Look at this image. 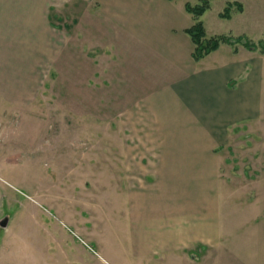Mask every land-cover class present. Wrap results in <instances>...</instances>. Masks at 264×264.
Instances as JSON below:
<instances>
[{"label":"rangeland","instance_id":"rangeland-1","mask_svg":"<svg viewBox=\"0 0 264 264\" xmlns=\"http://www.w3.org/2000/svg\"><path fill=\"white\" fill-rule=\"evenodd\" d=\"M187 1L201 0L175 3L184 6ZM228 1L235 0H209L203 18L207 32L242 35L255 44L263 41L264 0H238L246 9L231 21L218 16ZM61 17L56 26L71 30V45L65 54L63 46L58 47L60 56L38 98L18 103V108L2 103L9 115L0 117V219H10L6 227L0 226V264H169L163 256L143 260L135 253L133 227L138 221L132 213L133 197L127 194L132 195L145 176L151 180L154 167L140 163L147 160L142 151L127 148L128 141L140 137L128 135L126 123H117L113 115L125 109L123 98L146 95L143 90H151L156 82H169L170 72L162 65L158 71L148 69L146 76L142 69H135L136 76L133 69L129 74L126 33L104 13L97 38L82 39L86 47L102 46V86L81 85V78L94 76V64L87 58L93 54L81 52L85 49L76 37L78 18ZM86 23L95 33L93 23ZM112 61L121 77L116 86L109 79ZM137 76L146 81V88L135 84ZM262 90L258 115L249 99L245 118H231L224 110L216 117L229 133L215 151L219 163L214 205L220 231L213 244L186 248L201 259L210 255V261L198 264H264V75ZM98 97L101 101L95 100ZM198 168L202 175L201 163ZM206 178L195 184L205 185ZM201 197L194 204L199 225L208 218Z\"/></svg>","mask_w":264,"mask_h":264},{"label":"crops","instance_id":"crops-1","mask_svg":"<svg viewBox=\"0 0 264 264\" xmlns=\"http://www.w3.org/2000/svg\"><path fill=\"white\" fill-rule=\"evenodd\" d=\"M185 3L182 6L176 5L175 0H0V105L3 107L0 117L9 115V109L2 103L18 108V103L36 100L46 84L48 71L60 56L58 47L63 46L64 54L70 47L71 30H62L55 23L61 16L78 18L76 37L82 43L81 49H85L81 52L93 54L87 58L94 64V76L81 78L84 80L81 85L102 86V46L86 47L82 39L97 38L104 13L117 30L121 28L126 33L129 74L133 69L136 76L135 69H142L146 76L148 69L158 71L162 65L170 72L169 82L158 81L154 86L164 85V89L152 90V87V91L143 90L146 95L123 98L125 109H118L113 115L117 123H126L124 131L128 135L140 137L128 141L127 148L142 151L147 160L142 163L141 159L140 163L154 167L151 180L145 176L144 183L137 185L132 195L127 194L133 197L132 213L138 221L133 227L135 253L143 260L163 256L169 264L210 261L208 254L202 256L206 259H201L200 255L185 250L198 244H213L216 230L220 231L214 205L219 163L215 151L229 133L226 123L216 119L223 110L231 118H245L249 99L256 110L264 75V53L242 44L236 47L222 43L200 60H194V44L185 32L194 19L186 11ZM241 4L242 11L221 19L231 21L234 15L243 14L246 5ZM208 10L200 17L203 25ZM86 18L93 23L95 33L92 28L87 29ZM204 29L207 37L216 35L208 33L205 25ZM109 70L110 83L116 86L121 77L113 61ZM136 80L135 84L148 86L140 76ZM95 100L101 101L99 97ZM255 110L253 113L258 115L259 109ZM199 163L204 170L202 175L198 174ZM201 176L207 177L203 186L195 184L200 183ZM200 194L208 218L199 225L194 222L197 217L194 204ZM5 216L9 223V216Z\"/></svg>","mask_w":264,"mask_h":264},{"label":"trees","instance_id":"trees-1","mask_svg":"<svg viewBox=\"0 0 264 264\" xmlns=\"http://www.w3.org/2000/svg\"><path fill=\"white\" fill-rule=\"evenodd\" d=\"M234 6L237 8V10L235 8V11H242L243 9L242 4L239 1H228L223 10L219 12V17L230 18L232 12L234 11ZM209 8V0H201L197 4H191L188 1L185 3L186 11L189 12L194 19V23L190 27L185 29V32L191 37L194 44V49L192 52V57L194 60H200L205 55L216 50L222 43H229L234 45V43L238 42L249 49L259 48V50L264 53V40L258 44H255L253 41L242 35L235 38L229 37L226 34H218L207 37L203 22L200 17Z\"/></svg>","mask_w":264,"mask_h":264},{"label":"water","instance_id":"water-1","mask_svg":"<svg viewBox=\"0 0 264 264\" xmlns=\"http://www.w3.org/2000/svg\"><path fill=\"white\" fill-rule=\"evenodd\" d=\"M8 224V217L4 216L2 219H0V226L6 227Z\"/></svg>","mask_w":264,"mask_h":264}]
</instances>
